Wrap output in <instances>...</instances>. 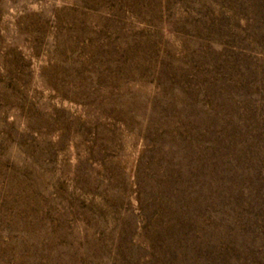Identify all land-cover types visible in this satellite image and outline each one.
<instances>
[{
	"label": "rangeland",
	"instance_id": "1",
	"mask_svg": "<svg viewBox=\"0 0 264 264\" xmlns=\"http://www.w3.org/2000/svg\"><path fill=\"white\" fill-rule=\"evenodd\" d=\"M0 264H264V0H0Z\"/></svg>",
	"mask_w": 264,
	"mask_h": 264
}]
</instances>
